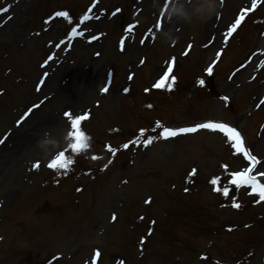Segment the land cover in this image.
I'll use <instances>...</instances> for the list:
<instances>
[{"label":"rangeland","instance_id":"1","mask_svg":"<svg viewBox=\"0 0 264 264\" xmlns=\"http://www.w3.org/2000/svg\"><path fill=\"white\" fill-rule=\"evenodd\" d=\"M87 1L68 0L66 5L75 10L78 4L84 6ZM147 1L102 0L101 8L108 10L126 3L124 16L88 25L93 33L103 31V38L90 47L74 44L66 61L60 57L50 65L51 69L59 68L40 90L36 89V83L44 71H50L41 67L50 50L45 43L62 37L60 23H54L44 33L39 19L51 12L44 13L46 4L19 3L13 9L15 17L0 30V141L6 138L0 145V264H44L54 254L60 257L50 264L88 263L98 245L106 251L102 264H112L114 258L108 260L118 249L134 250V241L144 233L149 219L155 222L154 230L144 254L136 260L139 264H230L251 249L254 250L249 260L240 264H262L259 257L264 242V221L254 225L261 226L249 229L224 230V224L239 225L243 218L264 219V205L251 208L244 200L248 206L242 210L229 204L225 208L223 196L214 191V186L210 188L209 177L220 179L227 172L246 165L230 154L229 150H233L224 146L218 136L214 138L200 132L192 137L165 139L152 150L137 151L132 161L128 154H122L89 189L88 182L79 178L84 190L77 204L72 203L74 185L71 181L64 180L58 187L49 183L44 192L38 189L39 183L46 178L44 175L55 171L47 167L48 162L69 143L70 123L64 115L66 112L71 113L72 118L88 116L80 125L84 133L93 137L88 149L91 144L99 149L104 141L117 144L115 138L121 133L130 136L154 119L169 120L170 125L177 127L191 122L182 121L181 117H187L235 124L245 133L248 147L264 161V126L259 129L264 119V106L253 111L262 91L259 82L264 78V69L252 84L245 80L251 70L241 73L233 83L226 82L231 69L253 49H264V39L258 37V30L248 22L240 31L241 39L229 42L215 68L212 84L217 95L223 94L231 102L228 108L215 96H207L206 89L194 85L198 80L196 76L202 75V69L214 57L213 52L221 46L218 38V42L210 45L209 36L218 26L221 30L226 28L237 8L248 0H218L217 12L211 16L212 25L206 34L209 0H179L175 14L182 13L180 21L175 20L170 30L158 36L154 34V39L149 36V41L140 49L138 45H142L144 29L154 26ZM52 4L51 9L60 2L51 0L49 6ZM134 4L138 9L131 8ZM137 10H141L137 34L124 50L117 49L122 51L119 54L116 39L120 29L124 21L132 20L131 12L133 16ZM258 15H264V7ZM35 32L41 33L36 36ZM190 42L193 48L183 58ZM203 45L209 46L202 50ZM172 57L177 60L178 84L173 82L171 88L159 89L142 97L147 101H140L137 93L141 90L138 89L150 84L153 87L154 78ZM111 72L112 85L106 92L102 91L104 76ZM95 73L97 80L92 83L90 90H93L88 95L87 79ZM181 83L183 86H178ZM33 105H37V109L28 119H22L24 110ZM37 141L43 143L37 145ZM195 158L197 161L193 162ZM36 164L38 168L33 167ZM194 164L195 177L182 184L183 175ZM122 178L131 180L126 188L119 186L118 180ZM183 189H187L185 196L181 195ZM146 196L152 197L150 206L142 203ZM185 208L200 221L188 232L179 217V210ZM23 212L26 216L22 217V222L13 223V217ZM113 213L117 219L109 224ZM142 216L144 219L140 220ZM133 223L135 233L132 234L130 225ZM202 227L205 231H201ZM211 227L215 228L211 230ZM158 240L166 248L151 257L156 252ZM202 256L205 259L200 261ZM131 257L136 259L134 255Z\"/></svg>","mask_w":264,"mask_h":264},{"label":"snow or ice","instance_id":"2","mask_svg":"<svg viewBox=\"0 0 264 264\" xmlns=\"http://www.w3.org/2000/svg\"><path fill=\"white\" fill-rule=\"evenodd\" d=\"M256 5V0H253V8ZM95 6V5H93ZM8 11L7 8L4 9H0V13L6 12ZM92 9L89 8L88 12H91ZM56 16H61L64 17L65 19L68 18V13L66 12H57L55 14ZM10 18V17H9ZM91 19V17L87 14H85L84 16L81 17L80 22L83 23L85 20ZM243 20V15L237 17L235 19V22L232 23L228 29L227 32L224 34L225 37V44L228 41V37H230L232 35V33L237 29V27L241 24ZM160 26H162V18L160 20H158L157 22ZM155 27L157 28V24L155 25ZM129 30H131V26L129 28ZM77 30L76 28L72 29V33H70V36L73 34H76ZM79 35H83V33H79ZM155 37L153 36V39ZM63 43V42H62ZM143 43V41H142ZM57 47H59V45H57ZM189 49L191 48V45L188 46ZM220 53H217V56H219ZM49 59H51V57H49ZM175 58H173L174 61ZM142 63V62H141ZM211 67H209L208 71L209 73H211ZM168 77V73L165 72L164 77L161 78L160 80H158L154 87L155 88H162L165 86V79ZM131 79V77H130ZM174 80V78H173ZM201 84L203 83V81L200 82ZM169 88L172 87L171 84L167 85ZM107 87H105L102 91H107ZM125 92H127V89H125ZM222 99H226V98H222ZM262 104H264V100H261ZM65 117L68 118L69 123H70V130L67 132V138H68V145L67 147L63 150L60 151L58 154H56L54 156V158L51 159V161L47 164V167L49 169H55L57 171L59 170H63L65 173L67 172V166L70 165L72 163V160L67 157L65 155V153L69 150H71V152L73 154H78L79 152H81L83 149H85L88 145H87V140L88 137L85 135V133L82 131L80 125L82 123V121H84L85 119L88 118L87 115H83V116H76L75 118H72L71 113L66 112ZM19 123V122H18ZM157 129H162L158 132V134L156 136H148L145 139H141L145 137L146 134V130L145 129H141L139 132V135L136 137L135 140L131 141V144H140L142 143L144 147H148L149 145H151L153 143L154 140L156 139H168V138H173L176 137L178 135H182V134H187V133H192L197 131L198 129H206V130H210V131H219L221 134H223L226 137L227 143L229 144V147L233 150V154H238V155H242L244 160H246L248 163L246 166H243L242 170L240 171H236V172H232L230 173V183H232L233 185H235L237 187V189H239L241 186L247 187L249 189H251V193H255L258 195L259 200H257L256 202L259 203L260 201H264V183H262L260 181V179H258V177H264V172H257L255 175H253L254 169L256 167L257 164L260 163V161L253 156L250 151L245 147L244 145V140L241 136V133L232 126H229L225 123H216V122H212V121H208V122H204L201 124L196 125L195 127H181V128H177V129H173V128H169V127H164L162 126L159 122L156 123L155 127L152 129L153 132H156ZM3 141H0V143H2ZM124 149H127L129 147V143H125L121 146ZM106 151L111 153L112 156L114 157L118 151V149L112 148L110 146H105ZM97 157L93 156L92 159H96ZM112 160L109 159L108 160V164H111ZM108 164L105 165V168L108 166ZM34 168H38L39 165H33ZM226 167V166H224ZM196 172L195 169L192 170V175H194ZM211 184L213 185H217L218 183V178H213L211 181ZM216 191H221V189L216 188L214 189ZM187 191V189H186ZM222 193L225 197H228L229 195V189L228 188H224L222 190ZM232 207L234 209H239L240 208V204L236 203L235 200H233L232 203ZM113 219H115V217H113ZM229 231H231V229H229ZM96 255H99V252L96 253Z\"/></svg>","mask_w":264,"mask_h":264},{"label":"bare ground","instance_id":"3","mask_svg":"<svg viewBox=\"0 0 264 264\" xmlns=\"http://www.w3.org/2000/svg\"><path fill=\"white\" fill-rule=\"evenodd\" d=\"M160 2V0H153V3L155 4V8L156 9V6L157 4ZM151 3V2H150ZM152 6V5H151ZM237 11V10H236ZM181 14L177 15L175 13H173L172 15H170V13H167L166 14V17L165 19H167L166 21V24H164V29L162 28V31L164 32V30H170V25H172V23L175 21V20H178L180 21V18H181ZM206 25V29H205V34L210 30V27H211V18L208 19L207 23L205 24ZM161 31V32H162ZM221 31H219V29H217V31H215V34L214 35H219ZM97 73H95L94 75H92L90 78H88V95L91 94L92 90H90V87H93V84L95 83V80H97L96 78ZM238 73L235 75V77H233V79L231 81H234L236 80V77H238ZM93 83V84H92Z\"/></svg>","mask_w":264,"mask_h":264},{"label":"clouds","instance_id":"4","mask_svg":"<svg viewBox=\"0 0 264 264\" xmlns=\"http://www.w3.org/2000/svg\"><path fill=\"white\" fill-rule=\"evenodd\" d=\"M217 8H218V0H209V2L206 5L207 12L205 19L211 18V16L217 12ZM42 143L43 142L41 141H37V145H41ZM47 154L48 153H45V155Z\"/></svg>","mask_w":264,"mask_h":264}]
</instances>
